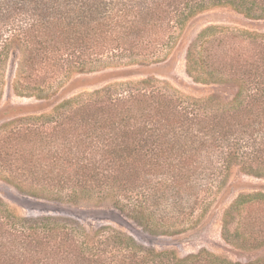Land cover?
I'll use <instances>...</instances> for the list:
<instances>
[{
  "label": "trees",
  "instance_id": "obj_1",
  "mask_svg": "<svg viewBox=\"0 0 264 264\" xmlns=\"http://www.w3.org/2000/svg\"><path fill=\"white\" fill-rule=\"evenodd\" d=\"M215 7L264 18V0H0V65L15 43L22 60L13 89L40 99L34 92L127 55L161 61L189 21ZM185 63L195 81L234 84L232 100L213 106L209 98L137 89L130 81L64 98L48 112L1 124L0 176L33 197L110 200L149 235L179 233L200 193L232 166L264 175V32L206 26L189 41ZM222 235L245 249L264 245V192L231 201ZM0 264L264 259L233 262L206 249L180 257L111 226L88 235L63 217L18 215L0 197Z\"/></svg>",
  "mask_w": 264,
  "mask_h": 264
},
{
  "label": "rangeland",
  "instance_id": "obj_2",
  "mask_svg": "<svg viewBox=\"0 0 264 264\" xmlns=\"http://www.w3.org/2000/svg\"><path fill=\"white\" fill-rule=\"evenodd\" d=\"M209 25L264 32V18L250 19L230 7H215L190 20L175 45L160 56L161 61L127 55L95 72L72 73L63 83L57 86L53 83V90L34 92L39 94L40 99L21 96L13 89L22 53L15 43H11L6 59L0 65V126L15 119L12 126L21 122L18 120L23 116L48 112L56 102L64 98H75L80 93L89 94L108 84L124 81L132 82L131 87L137 89H159L179 96L209 98L213 106L228 104L235 93L234 84L203 81V76L195 81L186 72V47L199 30ZM26 92L23 90L22 94L27 95ZM255 191L264 192V175L257 177L245 174L237 166H232L223 178L200 193L195 212L178 226L181 228L179 233L155 236L145 233L120 214L110 200L92 198L71 202L33 197L19 192L0 176V197L18 215L49 214L63 217L78 223L88 235H92L100 226H111L133 236L145 246L156 250H171L180 257L206 249L240 263L264 259V245L245 249L227 242L222 235V213L238 195Z\"/></svg>",
  "mask_w": 264,
  "mask_h": 264
}]
</instances>
